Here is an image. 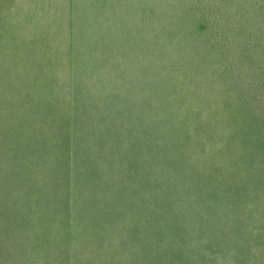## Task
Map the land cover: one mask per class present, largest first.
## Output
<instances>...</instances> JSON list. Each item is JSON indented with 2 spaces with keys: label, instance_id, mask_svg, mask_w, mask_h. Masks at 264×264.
I'll list each match as a JSON object with an SVG mask.
<instances>
[{
  "label": "rangeland",
  "instance_id": "obj_1",
  "mask_svg": "<svg viewBox=\"0 0 264 264\" xmlns=\"http://www.w3.org/2000/svg\"><path fill=\"white\" fill-rule=\"evenodd\" d=\"M0 264H264V0H0Z\"/></svg>",
  "mask_w": 264,
  "mask_h": 264
}]
</instances>
